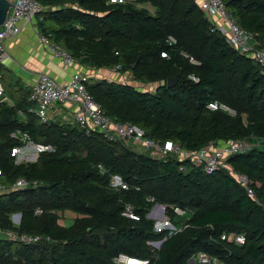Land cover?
Wrapping results in <instances>:
<instances>
[{"label":"trees","instance_id":"trees-1","mask_svg":"<svg viewBox=\"0 0 264 264\" xmlns=\"http://www.w3.org/2000/svg\"><path fill=\"white\" fill-rule=\"evenodd\" d=\"M38 2L39 34L76 62L94 69L119 66L133 81L159 84L154 92H140L114 81L87 83L88 94L108 117L184 151L218 141L251 142L228 162L247 178L255 198L224 171L206 175L174 154L154 158L74 123H41L26 90L19 101L9 97L12 106L0 102V184L10 187L24 178L37 186L0 194V229L50 240L26 245L0 238V264H113L120 253L149 264H188L197 253L223 264H264V66L231 48L195 0ZM224 2L239 26L254 35L255 48H263L264 0ZM168 37L176 43L170 45ZM170 78L176 82L167 88ZM210 102L226 105L235 116L208 110ZM17 132L50 150L35 162H17L12 149L25 146L12 137ZM257 140L261 144L253 145ZM113 175L127 189H111ZM126 203L139 221L121 216ZM155 204L165 207L174 227H188L171 235L156 232L155 221L147 218ZM175 206L190 210L189 220L176 217ZM37 209L42 214L35 215ZM15 214H20L18 226L11 221ZM231 233L243 234L245 243L220 240ZM151 242H161L159 249Z\"/></svg>","mask_w":264,"mask_h":264},{"label":"built area","instance_id":"built-area-1","mask_svg":"<svg viewBox=\"0 0 264 264\" xmlns=\"http://www.w3.org/2000/svg\"><path fill=\"white\" fill-rule=\"evenodd\" d=\"M6 1L13 7L10 6L6 19L0 26V64H2L7 57L5 46L6 41L17 37L22 29L26 25L31 24L42 10L38 0ZM123 1L125 0H110V3L119 4L123 3ZM196 3L210 25L222 34L226 43L231 48L240 55L264 66V48L258 49L251 45V35L245 29L241 28L236 19L229 14L224 0H196ZM38 40L63 67H68L75 62L69 53L61 47L51 43L47 37L39 35ZM168 42L170 45H173L176 43V40L173 37H168ZM183 56L188 59L190 64H198V62L192 57H189L184 53ZM161 57L167 58L166 54H161ZM113 70L114 72H119L120 67L116 66ZM190 78L193 80V77ZM87 83H89V77L80 73L70 74L68 80L63 84H58L52 77L46 74L39 75L29 89V101L34 105L32 112L41 123H48L50 121V110H55L65 105L73 106L75 109L72 114V120L79 129L86 131L87 133L90 131L100 132L108 138L120 141L125 145H139L145 152L157 155L156 158H163L167 154H174L179 161H190L191 165L201 168L206 175H212L217 171H224L245 190L249 198H255L254 191L249 187L247 178L244 175L235 172L231 164L228 162V159L231 156L244 153L250 149V144L247 140L218 141L203 147L198 151H184L168 141L161 143L155 139L145 137L143 131L131 123L121 122L116 118L108 117L105 111L88 94L86 90ZM0 102L11 105V102L5 95L1 82ZM206 108L210 111H222L227 114L233 112L232 109L218 102H210L207 104ZM12 137L19 138L25 146L26 144H32L28 135L25 133L17 132L16 134H13ZM215 144H219V146H215ZM24 147L12 149L11 156L16 157ZM34 148L37 154L45 150H50L49 147L44 148L36 145H34ZM17 162L20 161L17 159ZM98 168L100 169V173H105V170L101 166ZM180 170L182 171L183 168H180ZM36 186L37 182L20 178L10 187H4L0 184V194L10 190L31 189ZM109 186L111 189L116 190L120 188L127 189V186L123 183L121 178L116 175L110 177ZM148 201L153 202V199H148ZM155 205L147 215V218L150 217L149 219L155 221L154 228L156 232L167 230L169 231V235H171L179 233L188 227L187 224L174 227L165 214V207L163 205ZM172 210L176 217L185 218L187 220H189L192 214L190 210L176 206L173 207ZM40 214H42L40 209L35 210V215ZM121 216L131 221H139V216L133 205L129 203L123 205ZM12 222L15 226H18L20 220L18 219L15 222ZM0 237L6 240L19 241L26 245L39 243L43 239L46 241L50 240L49 238L38 235L20 234L14 230L1 229ZM220 240L223 242L230 241L236 245H243L245 243V236L243 234L234 233L223 234L221 235ZM157 244L161 245V242H158ZM149 245L153 249H159V247L157 248L153 242L149 243ZM190 261H193V264H223L216 259L208 257L204 253L193 255L189 262ZM113 264H149V260L120 253L113 258Z\"/></svg>","mask_w":264,"mask_h":264},{"label":"crops","instance_id":"crops-1","mask_svg":"<svg viewBox=\"0 0 264 264\" xmlns=\"http://www.w3.org/2000/svg\"><path fill=\"white\" fill-rule=\"evenodd\" d=\"M139 8L149 10L145 5L139 6ZM152 10L153 11H150V13L154 14V9L152 8ZM39 35L36 20L34 19L31 24L26 25L22 29L17 37L7 40L5 43L7 57L5 61L0 64V74L5 73L8 76L7 82L15 88V96L13 97L16 101L20 100L26 90L30 89L31 85L41 74L52 77L58 84H63L68 80L70 74L80 73L87 75L89 77V82L100 80L114 81L120 84L131 85L140 92H154L159 85L158 83L142 84L133 81L130 72H114L113 69L104 68L94 69L81 65L76 61L68 67H63L60 62L40 44L38 40ZM0 82L6 95L3 76H1ZM6 97L9 100L7 95ZM9 101L11 102V100ZM74 109L73 106L65 105L58 109L50 110L49 122H59L60 124L68 125L73 124L72 114ZM127 146L131 149H140L142 150L141 152L146 153L139 145L129 144ZM215 146H219V144H215ZM149 154L154 158L157 157L155 154Z\"/></svg>","mask_w":264,"mask_h":264},{"label":"rangeland","instance_id":"rangeland-1","mask_svg":"<svg viewBox=\"0 0 264 264\" xmlns=\"http://www.w3.org/2000/svg\"><path fill=\"white\" fill-rule=\"evenodd\" d=\"M145 6L148 7L149 13H150V11H153L152 8L149 5H145ZM255 41H257V40L254 39V35H251V45L253 47H255V44L257 43ZM263 48H264V46H263ZM0 76H3V82H4L3 84H4V87H5L6 95L8 97H10V98H14L13 96H15V94H14L15 88L13 86L9 85V83L7 82L8 76L5 73H1ZM1 82H2V80H1ZM229 115L230 116H235V112L233 111ZM248 143L251 144V142H248ZM255 144L256 145H260L261 144V141L260 140H257L256 142L253 143V145H255ZM262 147L264 148V141H263ZM133 150L136 151V152H139V153L142 151V150L137 149V148H135ZM38 155L39 154H37V152L35 151L34 145H32V144H28L27 145L26 144V146L24 148H22V151L16 157H17V159L20 162L32 163V162H35L36 161V159L38 158ZM14 216L15 215H12L11 216V221H14L15 222L18 219L20 220L19 217H17L18 218L17 219ZM58 222L61 224L63 222V219L59 218ZM66 222H69V220H66ZM155 246L158 248V247H160V244L155 243ZM188 264H193V263L188 262Z\"/></svg>","mask_w":264,"mask_h":264},{"label":"water","instance_id":"water-1","mask_svg":"<svg viewBox=\"0 0 264 264\" xmlns=\"http://www.w3.org/2000/svg\"><path fill=\"white\" fill-rule=\"evenodd\" d=\"M10 6L12 5H10L6 0H0V26L5 21ZM175 82H176L175 79H172V78L168 79L167 88L173 87ZM155 206H159V204H156ZM15 216L20 218V214H15ZM190 262L192 263L193 261H190Z\"/></svg>","mask_w":264,"mask_h":264}]
</instances>
